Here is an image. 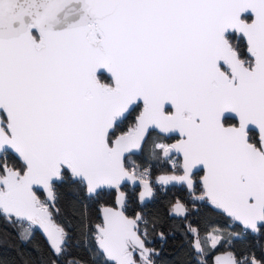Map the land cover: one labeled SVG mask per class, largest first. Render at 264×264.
<instances>
[{"label": "snow or ice", "instance_id": "obj_1", "mask_svg": "<svg viewBox=\"0 0 264 264\" xmlns=\"http://www.w3.org/2000/svg\"><path fill=\"white\" fill-rule=\"evenodd\" d=\"M136 108L134 123L117 134ZM154 130L179 135L153 141L152 155L174 168L156 183L186 185L193 200L242 226H213L201 237L189 223L196 264L264 230V0H0V216L29 222L22 242L38 227L57 258L67 252L68 233L52 219L57 183L88 198L114 189L121 208L124 182L141 186L142 204L153 197L150 169L129 167L125 154ZM101 212L89 249L95 264H156L142 213ZM188 212L177 200L169 215ZM214 264H264V255L229 251Z\"/></svg>", "mask_w": 264, "mask_h": 264}, {"label": "trees", "instance_id": "obj_2", "mask_svg": "<svg viewBox=\"0 0 264 264\" xmlns=\"http://www.w3.org/2000/svg\"><path fill=\"white\" fill-rule=\"evenodd\" d=\"M243 50V49H242ZM140 108L132 111L127 119L123 121L117 131H127L138 115ZM148 138L143 144L139 155H128L125 161L129 167L132 164L140 166V169L149 167L151 175L159 176L163 173H171L174 170L168 165L161 155H152L153 141L159 136V142H173L175 137L167 138L159 135L155 131L148 134ZM180 161L179 158H176ZM13 163V161H10ZM16 166L20 162L15 161ZM181 173V170L180 172ZM201 172H195L193 179L200 178ZM121 190L125 192V205L122 208L125 215L134 218L136 214L142 213L149 223V239L152 241L148 247L157 249L160 253L155 257L156 264H196V254L192 248L193 235L187 232L189 223L198 227L201 237L210 230L211 227H219L229 231H240L242 226L238 224L230 225L228 218L219 211L213 209L205 201L193 200L186 187H170L156 189L153 197L148 203L140 206L138 199L139 189L122 185ZM58 194L57 207L60 212L51 209L53 223L61 226L68 233L67 252L57 258L51 251L49 244L43 234L33 229V236L29 242H22L18 238V233L29 227L28 222L23 224H9L0 216V264H51V260H57V264H67L69 258H78L85 264H95L90 255L89 249H95V240L92 233L97 224H102L99 209L101 206H115L116 191L101 190L99 195L88 198L84 190H77L68 184L57 183ZM200 185L196 182V195L200 194ZM41 200L45 199L41 190L37 191ZM180 200L189 210L185 218L169 215L173 204ZM195 204L196 210L193 209ZM158 217L159 223L152 227L151 221ZM143 228V225H141ZM160 232L164 233V240L160 239ZM87 242V247L85 243ZM232 251L237 259L247 255L249 258L254 254L257 259L264 255V230L259 234L247 233L243 238H237L235 243L229 247L218 245L207 256V264H214L215 257Z\"/></svg>", "mask_w": 264, "mask_h": 264}, {"label": "water", "instance_id": "obj_3", "mask_svg": "<svg viewBox=\"0 0 264 264\" xmlns=\"http://www.w3.org/2000/svg\"><path fill=\"white\" fill-rule=\"evenodd\" d=\"M105 75H107V74H105ZM141 107H142V104H141ZM140 111V110H139ZM157 134H159L158 133V130H154ZM159 135H164V134H159ZM148 136L149 135H147V137H146V139L148 138ZM165 137H167V138H170V137H175L176 139H174L173 140V142L172 143H175L178 139H179V135L177 134V133H172V134H169V135H164ZM146 141V140H145ZM144 141V142H145ZM172 143H170V144H172ZM144 144V143H143ZM142 148H143V145H142ZM142 148L141 149H139V150H134L132 153H126L125 155L126 156H128V155H131V154H134V155H139L140 153H141V150H142ZM176 155H178L179 156V158H180V165H182V163H183V158H182V156L180 155V154H178V153H175ZM195 172H201V176L203 175V171H202V169L199 167V166H197L196 168H194L193 169V172H192V175L193 174H195ZM163 174H165V173H163ZM180 174H182V169H181V173ZM200 176V177H201ZM200 179V178H199ZM199 179L198 180H196V182H198L199 183ZM195 181V180H194ZM122 185H127V186H129V187H137L138 189H139V193H140V191L142 190V188H141V186L137 183L136 185H133L131 182H124ZM167 186H170V187H186V185H182V184H176V183H172V184H169V185H167ZM187 188V187H186ZM34 190H35V188H34ZM188 190V189H187ZM42 191V190H41ZM122 192H124L123 190H121ZM189 191V190H188ZM43 192V191H42ZM125 193V192H124ZM116 196H117V193H116V195H115V206H101L100 207V209H99V212H100V217H101V222L103 223V216H102V212H101V208L102 207H112V208H114L115 210H117V211H121L122 210V208L119 206V205H117V203H116ZM138 199H139V194H138ZM151 200V198H146V200H145V202L144 203H148L149 201ZM144 203L142 204L141 202H140V206L141 205H144ZM216 211H218V210H216ZM25 222H27V221H25ZM29 223V222H28ZM238 224V223H237ZM35 229H37V230H39L42 234H43V236H45V238H46V235L43 233V231L42 230H40L38 227H36ZM46 240H47V238H46ZM47 242H48V240H47ZM48 244H49V242H48ZM224 255V254H223Z\"/></svg>", "mask_w": 264, "mask_h": 264}, {"label": "built area", "instance_id": "obj_4", "mask_svg": "<svg viewBox=\"0 0 264 264\" xmlns=\"http://www.w3.org/2000/svg\"><path fill=\"white\" fill-rule=\"evenodd\" d=\"M162 142H164V141H162ZM164 143H169V142H164ZM172 143V142H171ZM170 144V143H169ZM174 157H175V160H174V163L175 164H179L180 165V161H177L176 160V158H179V156L178 155H176L175 153H173L172 154ZM162 156V155H161ZM165 161H166V158H164V157H162ZM179 160H180V158H179ZM168 165L169 166H171L172 167V169L174 170V168H173V163H168ZM145 168H149V167H145ZM144 168H142L141 170H143ZM150 169V168H149ZM157 177V176H156ZM156 177L153 175H151V171H150V182H151V186L153 187V189H154V191L156 190V189H164V188H167V185L166 186H162V185H159V184H157L156 183Z\"/></svg>", "mask_w": 264, "mask_h": 264}, {"label": "rangeland", "instance_id": "obj_5", "mask_svg": "<svg viewBox=\"0 0 264 264\" xmlns=\"http://www.w3.org/2000/svg\"><path fill=\"white\" fill-rule=\"evenodd\" d=\"M177 174H180V173H177Z\"/></svg>", "mask_w": 264, "mask_h": 264}, {"label": "flooded vegetation", "instance_id": "obj_6", "mask_svg": "<svg viewBox=\"0 0 264 264\" xmlns=\"http://www.w3.org/2000/svg\"><path fill=\"white\" fill-rule=\"evenodd\" d=\"M174 139H176V138H174Z\"/></svg>", "mask_w": 264, "mask_h": 264}]
</instances>
